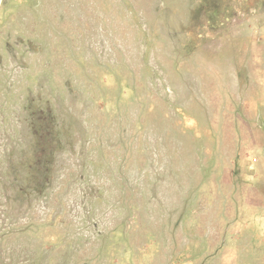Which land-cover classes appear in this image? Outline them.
Masks as SVG:
<instances>
[{
    "label": "rangeland",
    "instance_id": "374dc122",
    "mask_svg": "<svg viewBox=\"0 0 264 264\" xmlns=\"http://www.w3.org/2000/svg\"><path fill=\"white\" fill-rule=\"evenodd\" d=\"M20 34L0 264H264V0H0Z\"/></svg>",
    "mask_w": 264,
    "mask_h": 264
},
{
    "label": "flooded vegetation",
    "instance_id": "af4514ba",
    "mask_svg": "<svg viewBox=\"0 0 264 264\" xmlns=\"http://www.w3.org/2000/svg\"><path fill=\"white\" fill-rule=\"evenodd\" d=\"M21 8H20V11H18V10H16V9H14V8H10V12L9 13H4L5 14V20H4V23H5V27L7 26V28L5 29V31H2V33L1 34H4L3 36L4 37H7V36H9V38H11V31H10V29H11V27H13V25H14V23L12 22L11 23V21H10V17L12 16V15H17V14H21ZM15 12H18V13H15ZM6 14L8 15V16H6ZM7 24V25H6ZM20 25V24H19ZM22 38H23V35L22 34H20L19 36H17L16 37V39L14 40V43H10V45H9V47H7L5 50H3L2 48V50L4 51V53H1L0 52V66H1V64H2V62H3V60L4 59H8L9 57V55H8V51L9 50H11V49H13V46L15 45L16 47H19V45L22 43ZM12 39V38H11ZM28 42L32 45V41L31 40H29L28 39ZM16 43V44H15ZM17 49V48H16ZM8 50V51H7ZM6 51V52H5ZM13 56H15V55H13ZM12 94H13V92H12ZM24 101H25V94H24V92H23V90L22 91H20V94H19V104H20V106L23 108L25 105H24ZM21 121V119H19V122Z\"/></svg>",
    "mask_w": 264,
    "mask_h": 264
}]
</instances>
